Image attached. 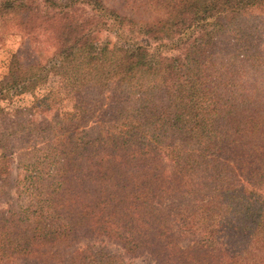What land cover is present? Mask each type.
<instances>
[{
  "label": "trees",
  "instance_id": "obj_1",
  "mask_svg": "<svg viewBox=\"0 0 264 264\" xmlns=\"http://www.w3.org/2000/svg\"><path fill=\"white\" fill-rule=\"evenodd\" d=\"M257 1L0 0V43L20 39L0 101L51 74L71 99L46 135L0 105V194L15 195L0 264L78 235L157 264H264V204L243 182L264 195V18L227 44L207 33ZM66 261L124 264L89 246Z\"/></svg>",
  "mask_w": 264,
  "mask_h": 264
},
{
  "label": "rangeland",
  "instance_id": "obj_2",
  "mask_svg": "<svg viewBox=\"0 0 264 264\" xmlns=\"http://www.w3.org/2000/svg\"><path fill=\"white\" fill-rule=\"evenodd\" d=\"M104 1L107 5H116V0ZM251 14L264 18V0L257 1L256 4L251 3L248 7L240 9L239 11H230L218 16L208 25L207 33L215 42L219 41L224 44L230 43L234 33L246 27L247 18H249ZM103 35H106L110 39H114L115 37L112 31H105ZM141 39L140 37L137 40L139 41ZM19 46V36L13 32H10L3 42L0 43V78L6 72L8 59L11 53L18 50ZM152 46L154 45L152 44ZM34 102L36 103L34 104ZM0 105L6 110L20 108L24 123L31 129L42 130L44 133L40 134L46 135L48 132L46 130L47 123L52 120L55 114H58L59 117H65L69 113L71 109V99L65 94L60 79L51 74L44 83L35 85L30 92L12 96L7 100H1ZM30 125H32V127ZM89 125H91V122H87V126ZM13 162L11 175L16 171L14 168L16 158L13 159ZM165 168L168 169V166L166 165ZM243 182L245 192L250 199L255 203L264 204V195L253 189L245 178H243ZM6 192L10 198H6L3 194H0V208H6L7 203H10L15 197L12 188H7ZM72 239L70 246L61 245L59 248H56L53 253L52 251L54 249L39 248L33 259L27 262H20L19 264H67L66 258L69 256L71 250L84 246H89L91 248L102 247L106 252L118 256L124 264H157L153 257L146 252H142L138 255L125 254L118 244L108 238H87L78 235L74 236ZM47 252L52 256L51 258L47 256Z\"/></svg>",
  "mask_w": 264,
  "mask_h": 264
}]
</instances>
